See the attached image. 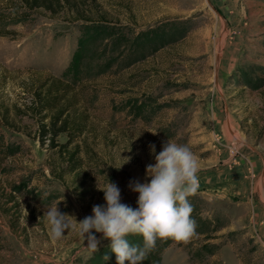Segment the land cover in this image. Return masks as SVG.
Segmentation results:
<instances>
[{
	"label": "rangeland",
	"instance_id": "374dc122",
	"mask_svg": "<svg viewBox=\"0 0 264 264\" xmlns=\"http://www.w3.org/2000/svg\"><path fill=\"white\" fill-rule=\"evenodd\" d=\"M79 2L0 24L7 33L0 35V103L12 123L0 126V264H103L92 262L76 231L53 241L44 210L57 205L81 221L106 205L98 187L108 180L135 209L139 194L129 181L145 182L146 165L155 164L149 145L158 154L167 139L188 145L198 160L193 194L204 200L201 215L220 210L228 223L187 241L161 246L157 239L140 264H264V85L242 86L254 65H264V0ZM7 4L0 0V11H10ZM85 16L121 25L123 38L109 32L81 46ZM153 28L164 31L162 46L132 61L129 39ZM92 61L96 73L87 77ZM46 75L71 83L76 110L86 115L63 154L41 144L34 119L13 108L28 103ZM74 143L70 172L63 169ZM211 243L220 245L214 254L204 247ZM109 244L101 239L99 248Z\"/></svg>",
	"mask_w": 264,
	"mask_h": 264
},
{
	"label": "clouds",
	"instance_id": "9594fccd",
	"mask_svg": "<svg viewBox=\"0 0 264 264\" xmlns=\"http://www.w3.org/2000/svg\"><path fill=\"white\" fill-rule=\"evenodd\" d=\"M155 164L146 165L145 182L129 181V189L138 193L137 207L121 202L119 187L108 180L98 190L104 193L106 205H94L92 215L77 221L73 216L55 207L44 210L43 218L49 226L53 241L66 231H76L89 250L99 251L101 239L109 240L110 252L117 264H140L155 247L157 239L172 238L187 241L197 228L192 218L193 207L188 197L198 187L199 164L188 145L169 139L162 143V151L156 154L155 145H149ZM132 157H126V163ZM150 178V179H149ZM41 218V217H40ZM39 218V219H40ZM95 233H101L97 238ZM142 237V245L130 243L129 236ZM103 260L108 261L106 253Z\"/></svg>",
	"mask_w": 264,
	"mask_h": 264
},
{
	"label": "trees",
	"instance_id": "16d2710c",
	"mask_svg": "<svg viewBox=\"0 0 264 264\" xmlns=\"http://www.w3.org/2000/svg\"><path fill=\"white\" fill-rule=\"evenodd\" d=\"M11 6L10 11H0V24L7 25L9 22H22L28 15V12L34 9H44L51 13H58L64 7L74 8L76 0H2ZM80 4L95 3L96 0H79ZM76 8V7H75ZM6 9V8H5ZM7 10V9H6ZM80 38L79 44L82 46L84 39H94L106 36L109 32L118 37L123 38L124 28L121 25L111 24L105 19L94 20L89 17H84L80 24ZM3 30V29H1ZM5 31H0V35H6ZM160 34H165L164 31L153 28L144 33H138V35L130 40L131 42V58L132 61L138 60L142 56H146L148 53L153 52L162 46V43H158ZM113 35V38H114ZM122 35V36H121ZM164 43V42H163ZM99 67V66H98ZM85 70L87 77L94 75L91 72L95 70V65L92 63H86ZM252 72L245 75V81L242 86L250 88H258L264 85V65H254ZM100 71V70H99ZM98 71V72H99ZM89 74V75H88ZM1 90V87H0ZM73 85L67 80L54 75H46L43 80L32 85L28 103L22 108L15 107V113L23 110L26 114L30 115L34 119V125L36 126V138L41 144H44L48 140L47 146L49 148H57L58 153H65L69 146L77 139V137L83 132L85 128L86 115L76 110L78 104L76 96L73 94ZM10 107L7 104L0 103V126L12 127L10 121ZM20 114V113H18ZM61 134L66 136L64 142H58L57 137ZM77 153V147L74 143V147L68 153L67 165L64 167L73 172L76 169L75 155ZM11 199V198H9ZM189 202L193 207L192 218L197 223L195 231L204 232L205 234L209 230L220 229L227 225L228 218L220 210L214 211L210 216H202L204 200L191 194ZM194 203H198L201 207H197ZM225 218V220H223ZM130 243L142 245V237L138 235L129 236L127 238ZM161 246L168 244L172 241V238L162 239ZM220 245L213 243L204 245L209 248V252L214 254L219 249ZM108 254L110 259L108 261L103 260V264H113L115 254L110 252L108 245L99 248V251L94 252L92 262L102 259L104 254ZM128 261L125 262L127 264Z\"/></svg>",
	"mask_w": 264,
	"mask_h": 264
}]
</instances>
